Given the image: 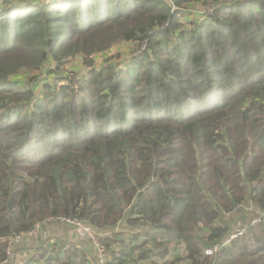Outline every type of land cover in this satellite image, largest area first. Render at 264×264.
<instances>
[{"label": "trees", "instance_id": "16d2710c", "mask_svg": "<svg viewBox=\"0 0 264 264\" xmlns=\"http://www.w3.org/2000/svg\"><path fill=\"white\" fill-rule=\"evenodd\" d=\"M202 1L0 0V264L48 218L93 228L104 264H264V0L181 19ZM122 41L140 53L95 68Z\"/></svg>", "mask_w": 264, "mask_h": 264}, {"label": "built area", "instance_id": "2783aa9c", "mask_svg": "<svg viewBox=\"0 0 264 264\" xmlns=\"http://www.w3.org/2000/svg\"><path fill=\"white\" fill-rule=\"evenodd\" d=\"M216 5L217 4H214L212 6H207L206 9L201 12L208 11V13H210L215 8ZM261 217H264V213L260 214L259 217L253 218L249 224L258 222ZM49 221H59V222H64L70 225L72 229L74 230L77 237L90 241V243L94 247V256L96 258V263L104 264L106 252H105L104 245L101 243L98 237L99 234L96 233L93 230V228H91L85 222L74 219V218H48L44 221L37 222L33 226V228H31L25 233H20V234L13 233L12 235L9 236V239L7 241V247L5 250L6 260H4L3 263L7 262L10 259H13V256H14L13 247L16 243L22 241L25 237L37 236L40 232L42 225H44L45 223ZM238 228L236 229L235 232L230 233L229 236L226 239H224L220 244H216L210 248H203L204 255L213 256L218 251L219 246L226 245L231 239L235 238L237 235L242 234L245 231V226H241L240 229ZM37 255L38 254L36 252L32 254L34 258H36Z\"/></svg>", "mask_w": 264, "mask_h": 264}, {"label": "crops", "instance_id": "0c3cea01", "mask_svg": "<svg viewBox=\"0 0 264 264\" xmlns=\"http://www.w3.org/2000/svg\"><path fill=\"white\" fill-rule=\"evenodd\" d=\"M69 245L81 246L86 248L94 257V247L90 241L76 236L70 225L59 221H49L42 225L40 232L35 237H25L22 241L16 243L13 247V259L3 264H22L27 258L31 257L34 252L45 246Z\"/></svg>", "mask_w": 264, "mask_h": 264}, {"label": "rangeland", "instance_id": "374dc122", "mask_svg": "<svg viewBox=\"0 0 264 264\" xmlns=\"http://www.w3.org/2000/svg\"><path fill=\"white\" fill-rule=\"evenodd\" d=\"M43 1H45L46 3L50 2V0H43ZM218 1L219 0H204L202 1V3L196 5L195 7L183 11L182 12L183 16L181 19H184V20L186 19L187 21H189L190 19H194L196 18L195 15H199V13L205 10L207 6L218 4ZM136 50L137 48L134 42H123V41L118 42L117 44L107 49L105 52L97 53L95 55L96 57L94 56L95 59H94L93 65L95 66V68H98L108 63L118 64L121 61H123L125 58L131 55H137L140 53V51L137 52ZM64 66L66 67L67 70H71L72 68H74L79 73H85L88 70V67L86 65L81 64L80 58L70 59ZM30 76H32V74L29 75V74H26L25 72H21L19 75V77H23L25 81H28L27 79L28 77L30 78ZM244 208H245V211L247 212H250L252 209V207L246 204H244ZM240 227L241 226L237 225L238 229H240ZM235 229L233 228L231 230H235ZM184 263H185L184 261H181V264H184Z\"/></svg>", "mask_w": 264, "mask_h": 264}, {"label": "water", "instance_id": "95a60500", "mask_svg": "<svg viewBox=\"0 0 264 264\" xmlns=\"http://www.w3.org/2000/svg\"><path fill=\"white\" fill-rule=\"evenodd\" d=\"M225 232H227V230H226ZM195 237H196V239L201 243V245H202L204 248H210V247L216 245V244L221 240L222 235H221L220 237H218V239H216V240L213 241V242H205V241H202V240L200 239L199 235H196Z\"/></svg>", "mask_w": 264, "mask_h": 264}]
</instances>
